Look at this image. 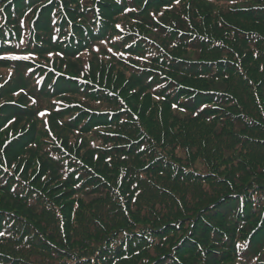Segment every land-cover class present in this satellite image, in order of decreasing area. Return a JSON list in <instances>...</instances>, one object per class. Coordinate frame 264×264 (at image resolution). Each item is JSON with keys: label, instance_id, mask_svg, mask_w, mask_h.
Returning <instances> with one entry per match:
<instances>
[{"label": "trees", "instance_id": "16d2710c", "mask_svg": "<svg viewBox=\"0 0 264 264\" xmlns=\"http://www.w3.org/2000/svg\"><path fill=\"white\" fill-rule=\"evenodd\" d=\"M177 1L95 0L70 10L81 14L80 23L64 12L61 0H14L6 8L19 15L36 4L40 12L33 26L43 28L45 35L40 36L47 44H60L73 25L81 37H71L67 48L76 49L84 48L85 40L104 41L98 13L113 17L112 12L121 15L124 7L131 6L137 17L150 20L152 9ZM206 1L217 6L205 14L197 11L205 26L192 19L197 14L189 6L177 11L183 15L178 24L191 21L193 26L192 33L182 37V45L159 58L168 75L144 69L150 85H144L134 109L144 128L136 140L121 133L91 132L95 128L121 132L117 120L131 115L116 118V111L82 108L90 116L86 127L74 129L76 138L58 139L34 154L17 144L8 150L9 162L25 157L19 163L27 165V171L19 163L11 171L31 195L24 197L13 185L0 192L3 200L51 241L57 238L50 236L46 224L52 221V208L57 209L66 228L64 241L68 247L77 246L68 251L71 261L62 260L54 250L61 261L45 264L84 260L88 264H264V0ZM0 27V44L5 45L12 34L5 25ZM13 27L21 32L17 24ZM32 28L26 24L22 29L19 36L24 44L30 42ZM36 40L33 46L43 47ZM65 56L77 58L73 52ZM52 88L60 93L57 86ZM90 92L94 99L108 100L107 89ZM24 115L15 112L16 118ZM62 148L69 156H61ZM136 154L144 159V174L139 176L128 165ZM86 180H91V188L83 184ZM144 219L155 225V234L137 225ZM5 227L0 223V236L7 238L12 231ZM146 240H153L148 249L131 248L145 245ZM152 245L157 246L154 256L148 252Z\"/></svg>", "mask_w": 264, "mask_h": 264}, {"label": "rangeland", "instance_id": "374dc122", "mask_svg": "<svg viewBox=\"0 0 264 264\" xmlns=\"http://www.w3.org/2000/svg\"><path fill=\"white\" fill-rule=\"evenodd\" d=\"M13 2L14 0L0 1V23L2 27L5 25L9 28L6 31L12 34V38L5 42L7 44H0V192L15 185L19 188L18 192L24 193V197L31 195V191L21 186L18 175L11 170L16 163L24 161L25 157L20 156L16 161L9 162L8 150L13 145L28 146L26 153L34 154L42 147L49 149L50 144L56 143L58 139L76 138L74 129L86 127V117L90 116L82 108H88L92 112L116 111V118L123 114L131 115V118L124 116L117 120L120 129L118 131L121 132L101 128L92 129L91 132L121 133L129 140H136L144 132V128L141 126L142 119L134 109L138 108L144 95V85H150L144 80V69L154 71V74L168 75L159 58L165 59L174 46L185 42L183 36L192 33L191 21L178 24L182 22L183 15L180 16L177 11L183 6H189L188 8L197 14V17L192 15V19L205 26V18L202 19L197 11L202 9V14H205L217 6L215 2L206 0H178L167 8L152 9L149 12L150 20L137 17V14H133L135 10L131 6L124 7L121 15L112 12L113 17L101 12L98 13L96 21L103 23L100 27L104 29V41L88 44L84 38V48L72 49L73 47L67 48L68 41H72L71 37H81L72 29L73 25L67 29L68 37L60 44H47V40L40 36L45 35L41 31L43 28L35 30L33 26L36 25L40 12L37 5L27 6L17 15L14 9L6 8L13 5ZM94 2L95 0H61L60 5L64 12L76 18L75 23H80L81 14L70 10L82 9ZM96 6L93 7L94 11ZM10 19L13 21L10 22ZM64 21L69 22L66 15ZM13 24H17L21 32L26 24L30 28L33 27L29 36L30 42L24 44L19 36L21 32L16 33ZM36 39L44 43L43 47L33 46L31 42L37 41ZM68 52L75 53L77 58L67 59L65 55H69ZM53 85L58 87L59 94H56ZM149 87L158 89L156 85ZM102 88L107 89L105 96L108 100L94 99L93 92L90 91ZM16 110L25 112V115L16 118ZM32 128L34 133H29ZM115 145L122 144H110L112 147ZM38 155L41 156L40 153ZM94 155L93 152L92 156ZM141 155L136 154V157L139 156L138 160L134 159L136 157L128 160L131 170L138 176L144 174V159L140 158ZM61 156L65 158L69 154L62 148ZM18 165L23 172L27 171V165ZM136 167H141L140 172H136ZM31 172L32 170L28 172L27 179ZM79 183L80 180L77 181V184ZM91 183V180H86L83 184L91 188ZM3 196L4 194L0 193V223L6 226L3 230H11L12 234L7 238L0 236V241H4V248H0V264H45L47 260L57 261L54 250L58 251L57 255L62 260L71 261L68 251L77 246L68 247L64 241L66 228L60 211L52 208V221L48 222L46 227L51 231L50 236L60 240L61 247L56 244L57 241L46 239L47 234L18 215L14 206L3 200ZM137 201L142 202L138 197ZM74 222L76 221L71 216V223ZM137 225H141L140 228L144 225L148 227V234L156 233L155 225L146 219L143 223L137 222ZM131 226L135 227V224ZM141 232V238L144 240V229ZM152 243L153 240H146L145 245L143 242L139 248H131L148 249ZM156 251L157 246L152 245L148 252L154 256ZM73 264H88V260Z\"/></svg>", "mask_w": 264, "mask_h": 264}]
</instances>
